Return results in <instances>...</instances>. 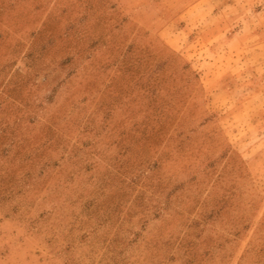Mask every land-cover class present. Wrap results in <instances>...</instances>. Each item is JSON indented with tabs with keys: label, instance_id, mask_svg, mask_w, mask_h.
<instances>
[{
	"label": "rangeland",
	"instance_id": "obj_1",
	"mask_svg": "<svg viewBox=\"0 0 264 264\" xmlns=\"http://www.w3.org/2000/svg\"><path fill=\"white\" fill-rule=\"evenodd\" d=\"M0 264H264V0H0Z\"/></svg>",
	"mask_w": 264,
	"mask_h": 264
},
{
	"label": "crops",
	"instance_id": "obj_2",
	"mask_svg": "<svg viewBox=\"0 0 264 264\" xmlns=\"http://www.w3.org/2000/svg\"><path fill=\"white\" fill-rule=\"evenodd\" d=\"M245 29V28H244ZM246 35L245 32L243 31V29H240L239 32H236L234 33L231 37H230V40L233 41V42H236L238 40H241L243 39Z\"/></svg>",
	"mask_w": 264,
	"mask_h": 264
}]
</instances>
